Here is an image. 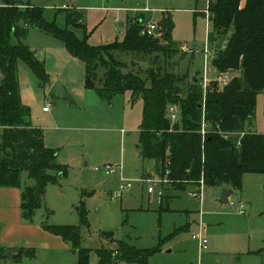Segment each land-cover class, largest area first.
<instances>
[{
	"label": "rangeland",
	"instance_id": "374dc122",
	"mask_svg": "<svg viewBox=\"0 0 264 264\" xmlns=\"http://www.w3.org/2000/svg\"><path fill=\"white\" fill-rule=\"evenodd\" d=\"M19 1L42 7L48 22L74 32L94 46L124 39L127 24L123 22L127 23L129 17L144 13L160 22L163 16L170 15L174 22L172 37L177 44L173 53L160 54L157 59L155 55L126 56L129 70L143 73L150 67L161 66L187 76L185 86L192 76L201 84L205 79L207 45L214 55L207 63L208 82L222 74L230 79L240 74L220 71L213 64L219 50L226 47L232 30L225 34L214 32L209 16L205 15L210 0ZM145 7L151 11L144 12ZM72 12L82 15L79 23L84 27L68 20ZM19 41L14 34L11 36L10 43ZM21 41L44 63L47 73L46 79L41 80L19 60L22 102L30 108L32 125L42 130L45 145L57 150V159L66 170L57 184L46 187L43 206L36 218L44 215L51 224L78 225L83 207L87 223L81 226V245L91 249V264L99 260L97 249H117L120 241L138 249H155L148 264H264V253H257L264 248V173L244 175L242 188L230 196L235 205L221 202L219 185H205L201 203L190 195L193 185L184 191L171 192L163 202L165 206L169 202L171 209L164 212L159 211L157 196L147 192L146 182H134L122 198L113 199L120 190V175L106 174L103 170L106 164L122 165L125 177L133 181L148 177L144 174L156 176L158 172L155 159H145L139 154L142 98L133 99L131 92L115 94L111 100L101 98L96 90L86 87L83 61L73 56L60 39L38 26H30ZM182 43L192 50L182 51ZM123 54L126 53L117 55L121 59ZM57 81L67 87L74 103L49 96ZM44 107L48 110L44 111ZM249 123L250 129L264 133V90L258 95ZM34 183L28 172L23 171L22 184ZM241 200L246 204L244 213L238 210ZM197 233L207 239L206 248H201L193 238ZM116 262L137 264L120 256ZM56 263L61 264L58 260Z\"/></svg>",
	"mask_w": 264,
	"mask_h": 264
},
{
	"label": "trees",
	"instance_id": "16d2710c",
	"mask_svg": "<svg viewBox=\"0 0 264 264\" xmlns=\"http://www.w3.org/2000/svg\"><path fill=\"white\" fill-rule=\"evenodd\" d=\"M209 20L214 32L232 30L226 47L219 50L213 64L220 71H239L223 89L212 83L207 89L205 120L212 126L203 141L200 133L203 111V89L195 76L185 86L187 76L150 67L146 72L129 70L126 56L147 57L173 53L177 44L172 37L174 22L170 15L163 16L162 38L142 34V21L150 19L140 13L127 20L124 39L94 46L80 39L74 32L48 22L43 8L21 3L19 0H1L0 4V186L20 187L22 217L34 222L43 206L46 187L57 184L66 173L58 162L57 150L47 147L43 132L32 125L30 108L23 104L18 77V62L23 60L39 79H46L44 63L21 40L30 26L60 39L68 51L83 61L85 84L99 96L111 100L115 94L131 92L133 99L143 100V120L138 141L139 154L158 162V172L171 170L168 185L184 191L201 180L205 185L242 188L247 173H264V133L249 128L254 117L257 98L264 90V0H210ZM79 12L68 14V20L80 24ZM26 25V26H24ZM83 26V25H82ZM84 27V26H83ZM19 38L10 43L11 36ZM126 53L120 59L117 54ZM169 104H178L182 118L174 128L167 118ZM250 124V123H249ZM225 132L247 131L236 145V139H226ZM167 161L170 163L167 165ZM34 179L33 185L23 186L22 172ZM160 205V212L168 211ZM78 225L51 224L48 217L42 227L60 236L76 251L78 264H91L90 248L82 244V224L87 223L86 210L81 207ZM183 229V228H182ZM113 235V233H108ZM97 264H117L122 257L129 262L148 264L155 249H138L120 241L117 249L96 250ZM257 253H264V248ZM32 253L31 255H34Z\"/></svg>",
	"mask_w": 264,
	"mask_h": 264
},
{
	"label": "crops",
	"instance_id": "0c3cea01",
	"mask_svg": "<svg viewBox=\"0 0 264 264\" xmlns=\"http://www.w3.org/2000/svg\"><path fill=\"white\" fill-rule=\"evenodd\" d=\"M123 24L125 25L126 21ZM145 175L151 176L150 174H144L143 176ZM198 186L199 184H196L194 190ZM174 191L176 190L167 186L162 203L165 199H168V194ZM21 194L22 188L20 187L0 186V264H57L56 260L61 264H78V255L72 249L71 244L42 227V222L46 216L35 217L32 223L23 219ZM240 202L244 201L241 200ZM233 203L235 205L234 201ZM34 252L35 254L31 255ZM62 258L63 261H61Z\"/></svg>",
	"mask_w": 264,
	"mask_h": 264
},
{
	"label": "built area",
	"instance_id": "2783aa9c",
	"mask_svg": "<svg viewBox=\"0 0 264 264\" xmlns=\"http://www.w3.org/2000/svg\"><path fill=\"white\" fill-rule=\"evenodd\" d=\"M144 12H149L151 9L149 7H146L143 9ZM206 15H210L208 8L205 9ZM161 21V20H160ZM160 22H157L155 19L150 18L147 21H142L141 24L143 26L142 34L147 35V36H152V37H158L162 38L164 29L163 26L159 24ZM191 46L187 45L186 43H182L180 45V49L184 52L191 51L192 48ZM214 55L212 52L208 50V46L206 45L205 48V79L201 82L200 86L203 89L204 95H203V102L201 104V108L203 111V120H202V125H201V130L200 133L203 136V141L205 140V136L208 132H210L212 129V126L209 122L205 120V104H206V96H207V89L209 88V83L207 74L209 71V64L207 63L210 62L211 59H213ZM216 82L218 84V87L220 89H223L228 83L231 81V79L228 76H225L222 74L221 76H218V78H215L212 80L211 84ZM44 110H48L47 107L44 108ZM167 118L171 122V125L174 126L175 124L179 123L182 118V112L181 108L178 104H169L167 108ZM2 128L0 127V134H1ZM219 133L223 135L226 139L229 137H234L236 139V145L240 146L241 145V139L243 136L247 133V131H240V132H225L219 129ZM170 162L167 161V165ZM96 170H100L99 168H96ZM103 170L106 174L108 175H114L119 173L120 175V190L116 192L112 198L113 199H118L122 198L123 193L126 191H129L130 189L133 188V183L134 182H146L147 183V192L151 195H156L157 200L159 203H162L165 195V188L171 183V179L169 178V174L171 173L170 169H167L165 172L157 174L156 176H148V177H142L137 179L136 181H133L129 178H126L123 172V166L122 165H113V164H106L103 167ZM199 186L190 192V195L200 202L203 200V187H204V182L201 180L199 183ZM229 203L233 205V201L229 199ZM239 210L241 213H244L246 210V204L244 202H240L239 204ZM193 238L199 241V245L201 248H206L207 247V239L203 238L201 236V233H197L193 235Z\"/></svg>",
	"mask_w": 264,
	"mask_h": 264
},
{
	"label": "water",
	"instance_id": "95a60500",
	"mask_svg": "<svg viewBox=\"0 0 264 264\" xmlns=\"http://www.w3.org/2000/svg\"><path fill=\"white\" fill-rule=\"evenodd\" d=\"M197 79V78H195ZM49 96L53 99V100H68L72 103L75 102L74 98L72 97V95L70 94V92L68 91L67 87L65 85H63L60 81L55 82L50 91H49ZM201 107V105H200ZM234 193L233 188L231 187H222L221 188V202L223 203H228L229 204V199L230 196Z\"/></svg>",
	"mask_w": 264,
	"mask_h": 264
}]
</instances>
